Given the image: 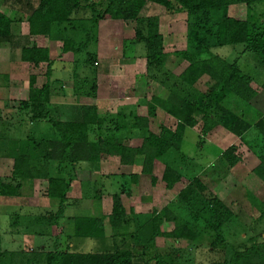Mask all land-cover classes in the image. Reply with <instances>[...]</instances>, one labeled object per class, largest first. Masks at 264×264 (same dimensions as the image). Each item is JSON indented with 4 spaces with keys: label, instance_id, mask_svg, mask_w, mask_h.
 <instances>
[{
    "label": "trees",
    "instance_id": "trees-1",
    "mask_svg": "<svg viewBox=\"0 0 264 264\" xmlns=\"http://www.w3.org/2000/svg\"><path fill=\"white\" fill-rule=\"evenodd\" d=\"M37 1L38 6L28 19L29 34L35 38V42L32 47L22 48L21 59L33 66L35 70L45 67L48 82L41 88H37L35 86L37 76L32 74L28 99L21 101L20 106L28 112L30 125L49 124L55 134L52 139L36 140L30 136L31 132L26 134L16 129L14 137H8L4 139V142H0L4 155L13 160L11 178L0 179V196L9 198L22 196L26 185L32 186L34 181L46 179L47 197L51 204L57 206V209L56 212H48L41 217L46 221L60 220L66 217V212L72 205L77 204V201H70L68 198L73 179L71 172H75L76 168H83L86 164L96 166L102 152L117 154L122 164L140 166V173L150 176L152 182L156 183V178L152 175L153 167L161 161L166 162L165 158L173 149L170 136L179 138L180 134L163 130L164 132L160 135H155L149 130V118L134 114L129 122L122 118L121 121L115 120V124L110 127L104 125V118L99 115L95 106H73L69 109L53 105L50 101L52 86L57 82L50 81L53 61L50 58L48 43L56 34L62 36L63 54L71 53L75 58L83 54L86 57V60L82 62L76 59V63L84 64L82 67L79 64V68L86 71V75L83 77L76 75L73 91L77 97L94 99L97 92L95 65L99 66V63L92 49L97 42L98 26L101 20L136 22V42L144 44L149 73L154 74L153 71L164 66L166 54L163 36L159 33L158 18L143 15L148 2L161 5L169 12H175L172 1H176L178 9L186 11L190 48L187 52L179 53L189 63L179 77L184 84L182 90L177 92L175 89H168L167 99L153 98L151 110L159 107L180 123L182 128L189 129L198 125L196 117L201 116L204 134H208L218 124L224 125L231 133L241 138L248 135V132L255 131L260 137V142L264 144V116L255 124H249L219 105L230 95L237 97L242 103H249L258 95L259 90L264 88V83L256 82L253 76L243 72L238 61L229 63L218 55L207 60H195L196 56L209 53L214 48L242 45L244 47L242 53L253 54L258 59L259 68H264V0H104L101 5L99 4L100 6L94 4L93 0ZM235 5H245L249 18L240 20L229 16V8ZM83 6L85 10L90 11L91 18L71 21L73 13L82 9ZM260 6L262 10L256 13V9ZM256 15L258 16L255 17ZM11 25L12 20L0 13L1 39L12 41ZM89 72L92 75H88ZM204 75L209 76L214 81V85L208 92L202 94L194 90V85ZM213 107L219 109V112H214ZM30 130H33L32 126ZM119 132L141 136L142 145L138 148L121 145V142L114 138V135ZM107 147L109 148L106 149ZM234 152L235 147H231L222 154L230 168L239 161L234 156ZM260 158L261 164L255 169V173L264 182V156ZM186 162L183 157H180L175 160L176 165H166L162 177L167 190H172L182 180L189 181L186 192L180 195V200L184 204L192 201L189 196L194 192V187L205 189L197 178L191 181L185 175L183 165ZM117 178L121 180L120 192L112 194L113 206L108 217L112 230L111 237L105 236L104 218L88 214L74 217L75 231L74 236L71 237L72 240L90 244L91 248L99 242L101 246H106L107 243L106 247L109 249L84 252L78 249V245L72 246L71 243L61 249L56 241L53 250L44 254V262L40 264H135L136 256L133 253V247L127 249L118 247L117 240L121 232L133 229L130 228L129 216L131 215V218L135 216L132 209L130 215L127 214L119 196L124 190L126 192L128 184H136L139 177L135 173L130 177L120 175ZM127 178L130 182H125ZM83 185L87 187L85 196H91L90 192H86L90 187H98L92 182ZM96 192H99V195L103 193L102 190H96ZM205 195L206 200L202 202L204 204L202 209L189 210L201 214V216L194 215L197 218L194 229L179 222L168 208L160 212L154 211L146 226L148 228L146 243L153 245L155 238L164 235L176 239L184 237L193 240L195 236L202 235L203 229L209 228L210 230L203 234L209 238H215L214 245L210 244V246L212 248L219 246L227 250L226 247L229 244L225 243V239L231 234L226 230L224 235V228L228 227L230 222L232 224L237 217L210 192H206ZM132 220L134 225V219ZM165 222H173L175 229L167 234L162 233L161 227ZM141 227H138V231L142 230ZM146 227L145 232H147ZM230 230L232 232V228ZM194 232L197 235H194ZM130 237L134 239L136 234L130 233ZM85 240L88 241L85 242ZM235 249L230 259L213 264H264V240L251 247L237 246ZM14 258H16L15 252L0 251V264H12L9 260ZM155 259L157 264H177L178 262L177 256L175 260L169 261H165L160 255H157ZM26 264L39 263L27 259Z\"/></svg>",
    "mask_w": 264,
    "mask_h": 264
},
{
    "label": "rangeland",
    "instance_id": "rangeland-1",
    "mask_svg": "<svg viewBox=\"0 0 264 264\" xmlns=\"http://www.w3.org/2000/svg\"><path fill=\"white\" fill-rule=\"evenodd\" d=\"M6 1L11 6V16L9 18L12 20V25L27 23L29 11L37 8L39 4L37 0H22V2L20 0H0V13L2 14H4L3 9ZM103 2L104 0H93L96 5H101ZM172 3L175 12H169L161 5L148 2L143 13L145 17L158 18L159 33L164 40L166 61L162 68L153 71L154 74L149 73L144 44L136 42V22L101 20L97 42L92 49L95 51L96 61L100 63L99 66L95 65L96 69H99L100 73H104V69L109 64V75L113 76V81H115L113 83L118 82L119 88L114 85L115 89L111 88L114 90L113 92H125L121 103L131 104L134 100L137 103V106L132 107V110L128 108L101 110L102 115H99L104 118V125L111 127L115 124V120L121 121L122 118L129 122L134 114L139 117H148L149 130L155 135H160L164 132L163 130L180 134L179 138L170 136L173 149L165 158L166 162L161 161L153 167L152 175L156 178V183L154 184L152 178L148 175H142L137 171L132 172L133 166L122 164L117 154L102 152L95 168L86 164L84 168H76L75 172L70 171L73 179L71 180L68 198L70 201H77V204L72 205L66 212V217L60 220L46 221L41 217L48 212H56L57 209V206L51 204L47 197L46 179L36 180L32 186L26 185L22 196L5 197L4 199L0 196V221L2 223L0 251L15 252L16 258L9 260L12 264H26L27 259L31 262L43 263L44 254L53 250L56 241H58L61 249L66 248L69 243L72 246L78 245V249L84 252L107 248V243L106 246H101L102 244L99 242L91 248L90 244L86 245V243H81L80 240H72L71 237L74 236L75 231L74 217L86 214L93 217H103L105 236L106 238L111 237L112 230L108 217L113 206L112 194L120 192L121 180L110 178L120 175L130 177L135 173L139 177L137 183L128 184L126 192L124 190L119 196L127 214L130 215L131 209L135 214L134 218H131V215L129 216L130 228L133 229L122 231L117 240L118 247L122 249L133 247V253L136 256L135 264H157V259H155L157 255L162 256L165 261L175 260L177 256V264H213L224 259H230L237 246L251 247L264 240V182L255 173V169L261 164L260 156H264V144L260 142L257 132H248V135L241 138L231 133L224 125L218 124L208 134H204L202 132L201 116L196 117L198 125L189 129L182 128L180 123L173 120L161 108L153 107L155 109L151 110L153 98L167 99L169 90L175 89L177 92L182 90L184 84L181 83L179 77L189 66V63L179 55L181 52L190 50L188 15L186 11L178 9L176 1H172ZM27 5H30V9ZM85 9L83 6L82 9L75 11L71 21L90 19L91 13L88 9ZM260 10H262L261 6L256 9V13H259ZM228 14L240 20L249 18L248 9L245 5L231 6ZM23 26L26 27V24ZM18 28L27 34V28H21V25ZM31 37L30 35L29 38L19 37L25 39L27 43L22 47L34 45V41L30 40ZM53 48L54 52L59 54V57L63 55L60 43ZM243 49L242 45L227 46L220 49L214 48L209 53L196 56L195 60H207L214 55H218L229 63L238 61L243 72L253 76L256 82L263 84L264 68H259L258 59L253 54H243ZM55 57H58V55ZM101 58L109 60L105 64H101ZM76 59L78 62H82L86 60V57L81 54ZM76 59L73 60V65H64L66 71L60 69L59 64H56L53 78L64 80L65 77H71L79 64L81 67L84 65L83 63H76ZM39 70L41 76H44L45 67ZM80 70L84 71L83 69ZM86 70L91 71L90 69ZM88 75H92V73L89 72ZM103 79V82L106 83L110 80V78ZM40 81L42 82V80ZM65 85L71 84L66 83ZM213 85L214 81L209 76L204 75L194 85V90L205 94ZM52 87V96L56 98V101L61 100V94L58 91L61 92L62 83H55ZM104 96H106L105 89L100 92L99 97ZM74 97L72 96L73 99ZM8 98L6 105L0 106V122L4 121L5 129L8 130L4 131V139L14 137L16 129L26 134L31 132L30 136H33L32 138L36 140L52 139L54 137L55 131L49 124L35 123L36 126L32 125L33 130H30L28 112L21 109L20 106L22 100L15 99L11 94ZM78 98H80L78 103L91 102L82 99V97ZM219 105L249 124H255L264 116V88L260 89L258 95L249 103H242L237 97L230 95ZM214 112H219V109L214 108ZM114 138H117L121 145L130 148H138L143 143L141 136L128 135L124 132L116 133ZM231 147H235L234 156L239 160L233 168H230L222 157V154ZM180 157L184 158V162L187 161L183 165L185 175L191 181L193 178H197L205 188L194 187V192L189 196L192 201L190 203L186 202V204L180 200V195L186 192L185 189L189 181L182 180L172 190H167L162 181L166 165H176L175 160ZM5 159L4 168L0 166V179L11 178L13 173V160L7 156H5ZM134 169L136 170V167ZM115 173L117 175H114ZM105 179L109 181H105ZM126 181H129L128 178L125 179ZM87 182H92L98 186L96 188L90 187L86 191L90 192L91 196H85L87 187L85 188L83 184ZM96 190H102L103 193L101 192L99 195ZM206 192H210L218 198L237 217L232 224L229 221L230 225L224 228V235H226V230H228L227 233L232 235L226 236L225 243L229 244L226 247L227 250L219 246L214 248L210 246V244L214 245L215 238H209L203 234L210 230L209 228L203 229L202 235L195 236L193 240L184 237L176 239L164 235L155 238L153 245L146 243L148 234L146 226L149 224V219L154 211L160 212L164 208H168L179 222L194 229V222L197 219L194 215L201 216V214L189 210L198 211L204 207L202 202L206 200ZM132 219H134V225ZM139 226H142L140 231H138ZM145 227L147 232H145ZM229 227L232 228V232H230ZM174 229L175 224L173 222H165L161 227L162 233L166 234ZM130 233L136 234V237L133 239L130 237ZM87 241L85 240V242ZM239 249L241 250V248Z\"/></svg>",
    "mask_w": 264,
    "mask_h": 264
},
{
    "label": "crops",
    "instance_id": "crops-1",
    "mask_svg": "<svg viewBox=\"0 0 264 264\" xmlns=\"http://www.w3.org/2000/svg\"><path fill=\"white\" fill-rule=\"evenodd\" d=\"M20 2H22V0H20ZM9 4L10 3L8 1H6L5 6H4V3H3L4 15H6L8 17L11 16V13H10L11 6H9ZM27 6H28V9H30V5H27ZM28 11H27V13H28ZM30 11H29V16L27 17V20L30 17V14L32 13L33 10L31 12ZM27 23L23 22L20 24L21 28H24V29L27 28V31H28L27 34H25L26 33L25 31L23 33L18 28V26L20 27L19 24H16V25H12L11 29H10L11 35L13 36L12 41H9L8 39H1L0 38V106L6 105V102H8V99H9L8 97L10 96V94L13 95L15 97V99L26 101L28 99V96H29L30 76L32 74L37 76L36 85H35L37 88H41L43 85H45L48 82L47 81L48 79L46 76V68H45L44 76H41L42 74L39 73V72H41L39 69L35 70V68H33V66H31L29 63L23 62L21 59L22 48H23L22 46L26 45L27 43L25 42V39H21L19 37L23 36V37L29 38V35H30L29 34V23H28V25H27ZM24 24H26V27L23 26ZM99 24H100V22H99ZM98 28H99V26H98ZM31 38H30V40L35 42V38L34 37H31ZM61 40H62V36L59 34H56L53 36V38L48 43V47H49V51H50V58L53 61V72L51 74L50 81L51 82L56 81L58 84L62 83V87H63L61 92L58 91V93L61 94L60 95L61 100L56 101V98H54V96H52V94H51L50 101L53 105H57V106H61V108H69V109H72L71 107H73V106H83V105L90 106L91 105V106H95L97 108L98 113L100 115H102L101 110L106 111V110L113 109V108H115L116 110L121 109V108H128V109L132 110V107L137 106V103L135 102V100L131 104L121 103V100L124 98L123 95L125 94V92H123V93H121L120 91L113 92L114 90L111 88L115 89L114 85L118 86V82L113 83L115 81H113V79H114L113 76L109 75V70H108L109 64L104 69V71H103L104 73H102V72L100 73L99 69L96 71L95 82H96V86H97V92H96L94 99L82 97V99H87L91 102L86 101V102H79L78 103V99H80V98H78L76 96L77 94L73 91L74 82H75L77 74L80 77H83L86 75L85 74L86 71H82V70H80L81 67L80 68L78 67V68H75L76 70H74V73H72L71 77H68V78L65 77V78H63L64 80L53 78V74L55 72L56 64H59L60 69H62L63 71H66L64 65H67V66L73 65L74 64L73 60L75 61V59H76L73 55H71V53L63 54L61 57H59V54L54 52L53 47L59 43L62 45ZM57 55H58V57H55ZM107 60H109V59H102L101 58V64H103V63L105 64ZM126 69H127V67H126ZM103 78H106V79L110 78V80L108 83H106V82H103V80H104ZM40 80H42V82ZM69 80H72V81L70 82ZM39 82H41L40 83L41 85L39 84ZM66 83L71 84V85L66 86L65 85ZM118 88H119V86H118ZM104 89L106 92V96L100 98L99 97L100 92L104 91ZM72 96L73 97L75 96L74 99L72 98ZM128 96L132 97L131 95H128ZM172 119L175 120L174 118H172ZM31 126L32 125H30V127ZM33 126H36V124H34ZM4 130H5V123H4V121H2V122H0V142L5 141L4 140ZM2 133H3V135H2ZM1 149L3 150V147L1 148V145H0V166H2L4 168V164H5L6 159H5L4 153ZM134 167H136V170L134 169ZM83 168H84V166H83ZM92 168H95V166ZM132 168H133L132 172H134V171L140 172L139 166H133ZM114 175H117V174L115 173ZM116 178L117 177L113 176L110 179L114 180ZM106 180L109 181L108 179H105V181ZM2 198L4 199L5 197H2ZM0 224H2L1 221H0Z\"/></svg>",
    "mask_w": 264,
    "mask_h": 264
}]
</instances>
